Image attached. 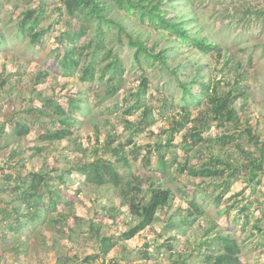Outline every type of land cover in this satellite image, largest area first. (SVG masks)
I'll return each mask as SVG.
<instances>
[{
    "label": "rangeland",
    "instance_id": "rangeland-1",
    "mask_svg": "<svg viewBox=\"0 0 264 264\" xmlns=\"http://www.w3.org/2000/svg\"><path fill=\"white\" fill-rule=\"evenodd\" d=\"M63 7V0H0V264H200L206 255L223 251L217 237L227 236L241 249L239 264H264V178L256 185L240 175L231 178L226 189L222 186L226 178L179 174L175 167H170L166 176L157 170L153 151L156 145L167 143L166 131L175 125L178 131L173 147L177 159L183 161L180 147L185 133L196 126H208L207 137L232 133L237 140L222 147L203 141L191 150L190 163H202L215 154L241 167L253 159L262 160L264 168V14L258 18L264 0H163L161 8L184 21L191 37L213 44L209 52L111 6L109 17L122 22L126 31L141 38L151 51L166 55L163 64H143L151 79L144 103L155 110V123L143 121L142 110L125 113L134 102L132 93L143 72L132 66L133 50L125 33L120 51L125 70L115 82L99 79L98 68L93 82L82 81L78 74L62 73L55 64L57 39L70 21H77ZM30 10L36 11L33 15L40 22L36 29L23 32L20 23ZM39 29L46 31L34 45L31 37ZM116 31L110 35L115 37ZM168 68L178 71V80H171ZM180 81L196 92L201 82L217 88L236 110L238 120L210 116L206 100L190 109L187 124L181 126ZM113 84L118 86L115 91ZM70 96L81 106L72 116V136L43 142L40 134L51 129L49 122L57 117L45 114L42 103L52 98L67 106ZM202 117L207 118V124ZM14 120L33 121L31 132L23 137L12 134L9 124ZM129 123L138 124L140 133H132ZM249 127L256 138L248 135ZM118 145L130 160V168L121 165L123 186L93 184L74 173V165L97 157L116 161L117 156L107 149ZM34 172L46 173L70 204L50 212L45 199L48 193L42 192L43 206L34 209L40 220L30 222L26 216L31 210L23 205L24 227L13 230L3 220L1 209L9 212L20 205L12 187ZM60 175L66 178L65 184H61ZM158 185L171 189L173 201L158 210L149 227L119 242L108 254L101 253L102 237L119 235L140 221L130 210V198L143 203L151 195L150 188ZM122 187L129 189L130 198L124 197ZM192 200L202 212L196 211ZM209 240L212 243L207 244ZM163 243L172 245L173 250L160 248ZM92 255L95 258L86 262Z\"/></svg>",
    "mask_w": 264,
    "mask_h": 264
},
{
    "label": "trees",
    "instance_id": "trees-1",
    "mask_svg": "<svg viewBox=\"0 0 264 264\" xmlns=\"http://www.w3.org/2000/svg\"><path fill=\"white\" fill-rule=\"evenodd\" d=\"M163 0H63L64 9L68 12L72 20L69 26L58 37V46L56 47V60L55 64L59 66L62 73L66 76L77 75L82 81L93 82L97 77V68L99 71V79H106L109 82H115L118 76L122 75L125 70L123 59L120 56V51L124 49L125 42L122 38V33H125L128 41L127 44L130 49L133 50V54L130 57L132 60V66L141 67L142 77L141 82L138 85V89L132 93L134 102L125 109V113L134 114L138 110H142V120L149 123H155L158 120L153 108H148L144 103V98L147 92L151 88V79L147 74L144 62L147 66L152 67L155 61L163 64L165 60V54L160 52L151 51L141 38H134L132 34L126 31L125 25L111 17L108 13L111 10V6H117L127 13L133 14L139 18L141 22L154 29L165 30L168 33L175 34L178 39L183 43H192L200 50L209 52L214 49L213 44L209 43L202 37H191L189 29L185 26L184 21H177L176 17L169 16L167 11L161 8ZM35 10L26 11L24 13V19L20 23V29L26 32L28 28L36 29L39 25L38 16L34 17ZM264 11L258 12V18ZM117 30L115 37L110 34ZM46 29H39L34 32L31 37V42L36 45L40 41V37L45 33ZM116 48V49H115ZM167 70H170L169 68ZM171 80L176 77L178 80V71L171 69L169 71ZM170 81V80H169ZM196 82V81H194ZM118 83V81H117ZM170 84V83H168ZM182 86V96L180 101V107L184 113L182 119H179L178 123L181 126H185L189 120L191 114L190 109L192 107H198L204 105L207 101V105L210 106V116L220 118L221 120L237 121L236 110L229 107L227 97L222 96L217 88L211 87L209 83L201 82L196 92L189 83L180 81ZM118 88L117 84H113L112 90ZM76 98L70 96L67 101V106H64L59 101L52 98L46 99L42 103L45 114L55 116L57 119L51 118L54 121L49 122L53 125V129H48L44 133L40 134V139L43 142L63 140L72 136L74 132L73 128V114L81 108L76 102ZM163 115V114H162ZM210 117H208V120ZM196 120V119H195ZM202 120L207 124V118L202 117ZM203 122V121H202ZM203 122V125L205 124ZM148 123V124H149ZM133 128V132L140 133V127L138 124L129 123ZM10 131L12 134L23 137L28 135L33 128V121L31 120H14L10 124ZM193 127L190 133H185L184 141L181 143L180 150L184 157L183 161H179L174 150L175 143L174 137L178 128L172 125L171 128L166 131L169 132L167 137V143L165 145L158 144L154 147L153 151L157 156V170L164 173L166 176L170 167H175L179 174H186L190 176H203V177H216L226 178L223 181L224 188L228 189L231 184V178H235L240 175L247 176L251 184L260 185L264 178V168L262 160H251L247 165L241 167L232 163V161H226L220 158L218 155L211 154L209 159L202 163H190L189 154L196 146L203 141L214 142L217 146H227L235 142L236 136L232 133L222 134L216 137H207L206 129ZM2 129V127H1ZM248 135L251 138H256L252 129H247ZM258 141V139L256 140ZM209 144V145H211ZM162 146V147H161ZM165 146V147H164ZM43 147H38V150H43ZM211 148V147H210ZM109 153L117 156V160L113 161L110 158L97 157L92 160L81 162L79 165H74V173H77L85 178L90 183L102 185L106 183H112L116 187L123 186L124 174L121 172V165L130 168V160L125 153L123 147L112 146L107 149ZM130 152H133L132 150ZM171 152L168 159L167 153ZM180 152V151H179ZM171 160V161H170ZM120 162L122 164H120ZM72 171V170H71ZM73 173V174H74ZM29 177H22V182L17 183L14 190L17 191V198L20 200V205L12 208L8 212L7 208H2L3 220H7L9 227L13 230H20L22 227V220H24L25 213H22V206L29 207L26 218H29L30 222L40 220V214L34 209L43 206V201L46 199L47 207L50 212H58L65 206H68L69 199L63 197L59 190L56 189L51 183L49 176L43 172H34ZM226 176V177H224ZM61 184H65L66 178L62 175L58 177ZM123 188V187H122ZM123 195L125 198H130L129 189L123 188ZM151 195L148 199H144L141 203L136 200L135 197H131L129 201L130 210L137 216L140 221L131 227L129 230L124 231L119 235L105 236L101 238V253L108 254L113 250L119 242L133 238L141 231L149 227L156 219L158 210L163 206H168L173 201V194L169 188H164L162 185L151 187ZM15 192V191H14ZM42 192L48 193V196L42 200ZM20 194V195H19ZM43 202V203H42ZM252 202V201H251ZM198 213L202 212L200 205L195 201H191ZM248 208V205L243 209ZM248 215V213H247ZM247 218V217H246ZM217 240L222 245L223 251H219L215 255H206L200 264H239L240 247L237 242L227 237H217ZM213 241V240H212ZM170 243V242H168ZM212 243L210 240L206 242ZM160 248H169L168 251L173 250V246L169 244H161ZM162 250V249H161ZM149 253L144 254V258H148ZM95 258L94 255L88 256L85 260L90 262ZM62 264H68L65 261ZM171 264H178L173 262ZM180 264H187L182 261Z\"/></svg>",
    "mask_w": 264,
    "mask_h": 264
}]
</instances>
